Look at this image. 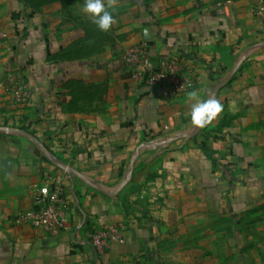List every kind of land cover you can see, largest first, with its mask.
<instances>
[{
	"label": "crops",
	"instance_id": "1",
	"mask_svg": "<svg viewBox=\"0 0 264 264\" xmlns=\"http://www.w3.org/2000/svg\"><path fill=\"white\" fill-rule=\"evenodd\" d=\"M257 3L114 0L115 23L102 32L83 13L84 0H34L32 7L16 0L13 8L0 0V264H163L186 216L214 214L217 199L218 210L241 215L246 183L264 192ZM145 44L154 62L174 57L187 65L199 98L222 103L211 125L193 131L188 95L163 98L131 79L121 57ZM6 53L17 55L10 64L16 97L3 73ZM13 128L36 137L47 154ZM58 176L69 222L46 237L17 215ZM118 223L125 244L99 254L91 231Z\"/></svg>",
	"mask_w": 264,
	"mask_h": 264
},
{
	"label": "rangeland",
	"instance_id": "2",
	"mask_svg": "<svg viewBox=\"0 0 264 264\" xmlns=\"http://www.w3.org/2000/svg\"><path fill=\"white\" fill-rule=\"evenodd\" d=\"M1 1H5L6 8H13L16 4V0ZM33 1L25 2L32 7ZM80 39L77 51L83 48V36ZM16 57L15 53H6L2 59V64H9L3 73L14 96L18 86L10 64H16ZM258 183L260 187L264 186ZM245 186L248 201L245 204L243 199L239 201L241 215L218 210L223 208L218 199L214 214L199 213L196 218L194 214H185L184 221L179 222L183 227L177 230V241L167 244L162 253L163 264H264V192L252 182ZM221 187L223 183H220L219 190Z\"/></svg>",
	"mask_w": 264,
	"mask_h": 264
},
{
	"label": "built area",
	"instance_id": "3",
	"mask_svg": "<svg viewBox=\"0 0 264 264\" xmlns=\"http://www.w3.org/2000/svg\"><path fill=\"white\" fill-rule=\"evenodd\" d=\"M253 14L264 18V0H258ZM121 61L132 80L139 85L156 88L163 98L182 97L195 89V82L187 65L174 57L154 62L146 44L127 49ZM23 96L27 97L28 91L23 90ZM17 221L42 231L46 237L62 234L69 222L64 178L58 176L52 185L41 187L32 209L19 213ZM124 232V223L93 229L90 243L99 254H103L111 243L125 244Z\"/></svg>",
	"mask_w": 264,
	"mask_h": 264
},
{
	"label": "clouds",
	"instance_id": "4",
	"mask_svg": "<svg viewBox=\"0 0 264 264\" xmlns=\"http://www.w3.org/2000/svg\"><path fill=\"white\" fill-rule=\"evenodd\" d=\"M113 6L114 0H107V2L106 0H84L82 11L100 31L108 32L115 23L114 15L110 11ZM188 96L193 131L211 125L223 111L222 103L215 96L210 95L207 99H201L195 91L188 93Z\"/></svg>",
	"mask_w": 264,
	"mask_h": 264
},
{
	"label": "water",
	"instance_id": "5",
	"mask_svg": "<svg viewBox=\"0 0 264 264\" xmlns=\"http://www.w3.org/2000/svg\"><path fill=\"white\" fill-rule=\"evenodd\" d=\"M236 71L232 72L230 74V76L227 78V80L223 83H221L220 85H218L215 89V94H218L234 77ZM4 129L0 127V131H3ZM201 129H198L196 133H199ZM10 132H14L16 134H20L22 136H25L27 138H29L30 140H32L33 142H35L42 150L45 154H47V151L45 150L44 146L41 144V142L36 138L34 137L33 135L29 134L28 132L26 131H23L21 129H16V128H13V129H10ZM57 166L60 168V169H63L69 173H74V174H77V172L65 165H59L57 164Z\"/></svg>",
	"mask_w": 264,
	"mask_h": 264
},
{
	"label": "trees",
	"instance_id": "6",
	"mask_svg": "<svg viewBox=\"0 0 264 264\" xmlns=\"http://www.w3.org/2000/svg\"><path fill=\"white\" fill-rule=\"evenodd\" d=\"M21 1L25 2L26 0H21ZM26 3L28 4V2H26Z\"/></svg>",
	"mask_w": 264,
	"mask_h": 264
}]
</instances>
